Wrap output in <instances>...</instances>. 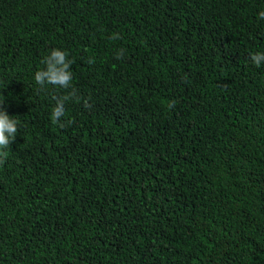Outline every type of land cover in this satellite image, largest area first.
Masks as SVG:
<instances>
[{
	"label": "trees",
	"instance_id": "1",
	"mask_svg": "<svg viewBox=\"0 0 264 264\" xmlns=\"http://www.w3.org/2000/svg\"><path fill=\"white\" fill-rule=\"evenodd\" d=\"M260 11L0 0V99L19 121L0 164V264H264ZM53 48L80 97L63 128L52 96L70 89L33 80Z\"/></svg>",
	"mask_w": 264,
	"mask_h": 264
},
{
	"label": "clouds",
	"instance_id": "2",
	"mask_svg": "<svg viewBox=\"0 0 264 264\" xmlns=\"http://www.w3.org/2000/svg\"><path fill=\"white\" fill-rule=\"evenodd\" d=\"M260 19L264 20V11L258 13ZM119 33H113L111 39H120ZM125 55L123 48L119 49L115 53L116 59H122ZM251 62L260 67L264 64V51H256L250 53ZM74 61L69 59V53L62 48H53L50 52L44 56L41 61L43 67L35 71L33 80L35 85L38 86V90L47 91L49 86L54 89H64L70 91L66 95H53L52 99L55 104L51 110V120L54 124H58L59 127H66L71 121L63 120L66 115L65 104L71 99L79 100L78 90L72 85L73 75L70 65ZM88 63L94 64L95 58L89 57ZM85 108H90L91 104L87 99L83 101ZM172 105H169L171 107ZM19 129V121L10 116L7 110L3 107V98L0 99V164H4L8 158V149L10 143L15 139Z\"/></svg>",
	"mask_w": 264,
	"mask_h": 264
}]
</instances>
